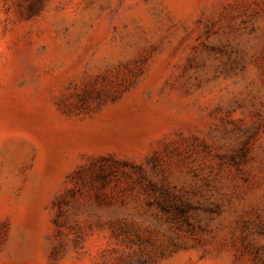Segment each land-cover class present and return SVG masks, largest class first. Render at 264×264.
<instances>
[{
    "label": "rangeland",
    "instance_id": "rangeland-1",
    "mask_svg": "<svg viewBox=\"0 0 264 264\" xmlns=\"http://www.w3.org/2000/svg\"><path fill=\"white\" fill-rule=\"evenodd\" d=\"M0 264H264V0H0Z\"/></svg>",
    "mask_w": 264,
    "mask_h": 264
}]
</instances>
